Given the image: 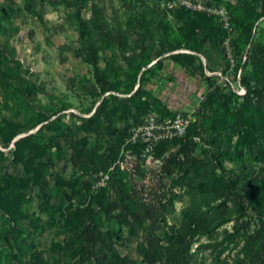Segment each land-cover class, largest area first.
<instances>
[{
  "label": "rangeland",
  "instance_id": "obj_1",
  "mask_svg": "<svg viewBox=\"0 0 264 264\" xmlns=\"http://www.w3.org/2000/svg\"><path fill=\"white\" fill-rule=\"evenodd\" d=\"M209 1L228 27L175 0H0V264H162L149 240L214 147L247 223L219 264H264V0ZM152 111L197 130L146 153L126 139Z\"/></svg>",
  "mask_w": 264,
  "mask_h": 264
},
{
  "label": "trees",
  "instance_id": "obj_2",
  "mask_svg": "<svg viewBox=\"0 0 264 264\" xmlns=\"http://www.w3.org/2000/svg\"><path fill=\"white\" fill-rule=\"evenodd\" d=\"M180 54L182 53L176 55ZM194 127L197 130L196 123L189 128L188 132ZM197 132V135L201 138L200 132ZM219 142L216 138H211L210 144L213 147ZM210 155L213 163L200 161L199 168L202 175L198 178V181L190 180L187 183L188 186L185 187V196L188 197L189 201L180 211L182 218L171 225L159 227L150 238V250H148L150 253L146 254L150 262L197 264L196 258L199 252L210 251L216 258V261L211 264H219L222 255L230 245L235 243L237 238H243L244 233L242 230L247 223L241 221L239 217L236 218L235 212L229 206V193L232 186L223 180L221 174L214 172H221L225 169L222 154L214 147L210 150ZM193 159L191 155L187 154L184 162L191 165ZM71 161L76 167L81 161L75 151L72 153ZM218 200H220V203H213ZM147 212L144 213L143 217L140 216V212H137L134 216L140 222L153 219L155 211L147 210ZM230 222H234L232 231L226 229L223 237L219 239V236H217L219 229ZM201 236H207L208 241L205 243L198 241ZM196 242L198 244L194 250L193 245ZM97 260L100 264H110L107 257H98ZM203 264L205 263L203 262Z\"/></svg>",
  "mask_w": 264,
  "mask_h": 264
},
{
  "label": "built area",
  "instance_id": "obj_3",
  "mask_svg": "<svg viewBox=\"0 0 264 264\" xmlns=\"http://www.w3.org/2000/svg\"><path fill=\"white\" fill-rule=\"evenodd\" d=\"M173 6H180L192 12L216 15L225 27L229 26V12L222 3L209 0H175ZM197 122L194 113H177L173 117L163 118L157 112H149L145 120L131 128L127 143L141 144L146 153H150L158 143L184 137L193 123ZM97 187L104 186L109 175L101 170L97 172Z\"/></svg>",
  "mask_w": 264,
  "mask_h": 264
}]
</instances>
